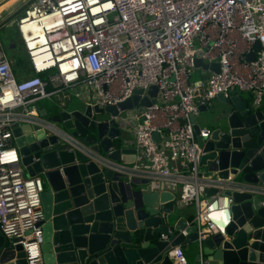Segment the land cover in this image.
<instances>
[{
    "label": "built area",
    "instance_id": "built-area-1",
    "mask_svg": "<svg viewBox=\"0 0 264 264\" xmlns=\"http://www.w3.org/2000/svg\"><path fill=\"white\" fill-rule=\"evenodd\" d=\"M18 1L12 11L26 6L14 26L32 74L16 77L0 40V234L20 244L27 264L40 262L43 184L38 174L22 173L12 127L28 123L33 131L83 150L84 145L39 113L38 101L54 98L63 109L67 93H73L90 105L104 106L129 97L135 88L142 89L137 103L117 107L109 116L122 141L134 148L133 160L116 162L89 149L86 155L125 180L145 179L150 188L170 190L177 207L193 205L187 221L195 226L197 240L224 233L232 202L222 192L228 178L213 182L199 173L201 146L189 115L216 93L227 95L233 89L249 92L251 104L260 105L264 0H0V13ZM197 51L204 61H217L218 70L203 69L190 80ZM250 51L253 57L247 60ZM150 84L161 94L147 95L154 100L141 104ZM207 133L199 128L200 136ZM206 186L218 190L205 195ZM169 255L174 264L186 263L180 244Z\"/></svg>",
    "mask_w": 264,
    "mask_h": 264
},
{
    "label": "water",
    "instance_id": "water-1",
    "mask_svg": "<svg viewBox=\"0 0 264 264\" xmlns=\"http://www.w3.org/2000/svg\"><path fill=\"white\" fill-rule=\"evenodd\" d=\"M258 47L255 40L253 48ZM196 54L195 67L218 70L217 61L206 62L200 51ZM252 57L253 51L245 55ZM141 91L135 88L111 105L86 102L57 111L40 107L39 113L84 145L83 150L56 135L33 131L28 123L12 127L21 169L25 175L38 174L43 184L41 258L36 264H174L169 250L182 243L195 246L185 264H264V109L238 93L219 92L189 115L201 146L199 173L213 182L228 178L222 192L232 198L224 233L197 240L195 226L173 205V192L150 188L145 179L125 180L85 153L89 149L121 163L133 160L134 148L122 141L109 116L117 107L136 104ZM156 93L161 94L156 85H148L140 103L148 105L154 99L147 95ZM98 113L107 116L99 118ZM201 124L208 129L206 136L199 135ZM152 136L157 139L158 133ZM217 190L206 186L204 194ZM10 241L0 234V264H27L20 244Z\"/></svg>",
    "mask_w": 264,
    "mask_h": 264
},
{
    "label": "crops",
    "instance_id": "crops-1",
    "mask_svg": "<svg viewBox=\"0 0 264 264\" xmlns=\"http://www.w3.org/2000/svg\"><path fill=\"white\" fill-rule=\"evenodd\" d=\"M28 69L30 70L29 67H28ZM194 69H196V70H195V72L191 71V74L189 77L190 80H196L197 78H199L198 76L201 73V71L203 70L200 67H194L192 70H194ZM205 71H207V70H205ZM17 75H18V77H20L23 75V72L17 71ZM231 92L238 93L243 99H246L249 101V103H251V94L249 92L239 91V90H232ZM53 99H51V100L50 99H44L42 102H46L47 104L54 106V111H57V109H60L61 106H59V104L56 102V100L55 99L53 100ZM64 99H65V106L64 107L71 109V108L75 107V100H77L78 98L72 96V93H67V97H65ZM78 100L80 101V103H86L85 101H82L80 99H78ZM39 105L41 107H44L41 105V102H39ZM260 106L264 109V96L261 100ZM203 127H206V125L201 124V128H203ZM201 197H203V194L201 195ZM173 205H174V203H173ZM176 208L175 209L177 210L178 214L186 217L187 219L190 216V214L193 212V209H194L193 205H187L184 207H177L176 206ZM180 245L183 249V253H184L185 257L190 259L194 253V249H195L194 243H182Z\"/></svg>",
    "mask_w": 264,
    "mask_h": 264
},
{
    "label": "rangeland",
    "instance_id": "rangeland-1",
    "mask_svg": "<svg viewBox=\"0 0 264 264\" xmlns=\"http://www.w3.org/2000/svg\"><path fill=\"white\" fill-rule=\"evenodd\" d=\"M18 4H19V1L18 2H15L14 4H12L11 6H9V7H6V8H3V10L1 11V13H0V40H1V43H2V45H3V48H4V50H5V52H6V54L9 56V54L11 55V54H14V52H16V53H19L20 55H22L23 54V51H22V48H21V44H20V42L18 41V37H17V32H16V29H15V26H14V21H15V19H16V17L20 14V12L22 11V9L23 8H21V10L19 9V10H17V11H15L14 12V15H12L11 17H10V19H9V21H6V17L8 16V14L16 7V6H18ZM24 6H26V5H24ZM5 19V20H4ZM12 23V25H13V27H14V37L13 38H15V41H13V44L15 45L14 47H12V48H10V47H8V45H7V40L6 39H4L3 40V34H2V29L3 28H5L6 26H8L9 24H11ZM195 70L196 69H194V70H192V72H195ZM27 72H25V73H23V75L22 76H27ZM233 90H235V89H233ZM72 96H74V97H76L75 95H73V93H72ZM44 99H42V100H40L39 102H42ZM214 100V97H212L211 99H210V101H208L209 103L210 102H212ZM75 106L76 107H81V106H83V104L82 103H80V101L77 99V100H75ZM99 114V113H98ZM107 116V114L106 113H101V114H99L98 115V117L99 118H102V117H106ZM22 173L24 174V171L22 170Z\"/></svg>",
    "mask_w": 264,
    "mask_h": 264
},
{
    "label": "trees",
    "instance_id": "trees-1",
    "mask_svg": "<svg viewBox=\"0 0 264 264\" xmlns=\"http://www.w3.org/2000/svg\"><path fill=\"white\" fill-rule=\"evenodd\" d=\"M23 7L24 6L19 7L17 9H15L14 11H12L11 13H9L8 16L5 18L6 21H9L10 17L12 15H14L15 11H17L19 9L21 10V8H23ZM14 31L15 30H14V27H13L12 23L2 29V34H3L2 37H3V40L4 39L7 40V45L10 44V43H13V41H15V38H13L14 34H15ZM10 48H12V47H10ZM9 57L12 60V67H13L14 73H15L17 78H19L18 75H17V71H22L23 73L27 72L28 73L27 76L32 74V72L28 69L27 62H26V57L24 55V52H23L22 55H20L19 53L14 52V54H11V55L9 54ZM41 105L44 106L48 111H54V106H52L50 104H47L46 102H41Z\"/></svg>",
    "mask_w": 264,
    "mask_h": 264
},
{
    "label": "bare ground",
    "instance_id": "bare-ground-1",
    "mask_svg": "<svg viewBox=\"0 0 264 264\" xmlns=\"http://www.w3.org/2000/svg\"><path fill=\"white\" fill-rule=\"evenodd\" d=\"M6 3H3V5H5ZM0 8H1V5H0Z\"/></svg>",
    "mask_w": 264,
    "mask_h": 264
}]
</instances>
